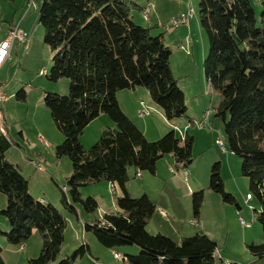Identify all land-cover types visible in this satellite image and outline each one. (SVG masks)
I'll return each instance as SVG.
<instances>
[{
  "label": "trees",
  "instance_id": "1",
  "mask_svg": "<svg viewBox=\"0 0 264 264\" xmlns=\"http://www.w3.org/2000/svg\"><path fill=\"white\" fill-rule=\"evenodd\" d=\"M134 4V0L41 1L38 22L44 30L43 43L52 52L46 77L69 81L66 94H43L51 119L63 135L54 153L69 158L72 173L67 191L86 212H93L98 204L91 196L81 198L80 187L106 181L121 189L120 196L114 194L116 210L84 223V229L106 247L136 245L137 253L122 258L127 264H213L215 240L202 231L178 242L149 233L146 227L156 204L145 193L133 197L125 186L130 167L136 173L155 174L156 163L165 154L172 155L175 170H185L193 160L194 142L187 131L178 136L175 126L149 141L119 105V91L144 87L171 124L185 116L187 109L163 34L151 35L156 24L144 27L133 22L130 5ZM199 17L209 46L203 62L205 78L221 95L215 117L222 122L228 149L241 159V173L260 203L256 218L264 236V7L258 20L250 0H199ZM100 114H106L115 127H104L99 139L85 148L79 135ZM12 145L9 135L0 130V193L6 196L0 215L8 220V229L0 230V235L9 244L23 245L38 231L40 253L26 264H49L60 255L66 219L52 203L32 196L28 179L6 156ZM220 170V161L212 163L209 189L238 208L224 189ZM66 192L61 202L76 212ZM203 197V190L192 192L194 216L199 215ZM246 247L256 259L264 258V241ZM86 253H90L89 245L82 243L56 264H73ZM0 264H5L1 246Z\"/></svg>",
  "mask_w": 264,
  "mask_h": 264
},
{
  "label": "rangeland",
  "instance_id": "2",
  "mask_svg": "<svg viewBox=\"0 0 264 264\" xmlns=\"http://www.w3.org/2000/svg\"><path fill=\"white\" fill-rule=\"evenodd\" d=\"M41 1L33 0V3L29 4L28 0H0V41L7 38L12 27H20L27 34L25 42L14 43L11 59L6 60L0 67V84L2 93L7 97L2 103L6 128L10 129V134L22 147L21 153L25 157L18 156L19 164L22 165L21 169L29 181V191L34 197H42L46 202L52 203L66 219L60 255L49 264H56L60 258L70 254L82 243L89 245L90 253L77 258L73 264H127L121 258L126 254L137 253L136 245L106 247L99 243L92 232L84 229V223H90L101 218L104 213L116 210L114 194L116 192V195L120 196L121 189L116 185L115 191L106 181L80 187L81 198L91 196L98 204L93 212H86L79 202L73 201L67 191V178L72 173L69 158H56L54 153V147L62 142L63 135L51 119L43 101V94L45 91L66 94L69 81L61 78L53 82L46 77L52 66V52L43 43L44 30L38 22V7ZM250 2L257 19L260 20L264 0ZM153 4L151 10L155 7L154 11L158 16L150 10L149 17H153L154 23L146 20L142 12L132 5L130 13L142 19L139 22L138 18H132L137 25L148 27L156 24L157 27L154 26L150 30L151 35L162 33L164 43L171 50V70L184 93L187 108L185 116L171 122L177 126L175 132L178 136L185 131L193 136V160L185 169L186 175L185 170H175L172 167L171 154H165L157 161L155 174L141 170L138 171L139 176L134 168L130 167L126 189L133 197L146 193L156 204L157 210L147 225L149 233H161L178 242L182 237L202 231L217 242L216 264H225L227 259L231 263L264 264V258H254L246 247L249 243L258 244L264 241L262 226L256 218L260 203L250 189L248 178L241 173V159L228 149L222 122L215 117L221 95L212 89L204 74L203 62L208 55L209 46L208 38L200 24L199 0H153ZM182 13L188 17V22L178 27L170 26V19ZM141 90L147 95L138 98L140 107L135 109L136 115L139 111L144 114L139 115L138 119L134 118V121L130 119L141 127L149 141H153L164 133L157 136L158 129L164 130L166 125L171 124L164 114L147 107L148 103L153 102L147 89L141 87ZM17 93L20 94L17 96ZM21 95H24V98L20 97ZM126 100L123 98V105ZM142 100L143 102H140ZM153 106L161 110L157 105ZM97 117L91 120L79 135L85 148L93 145L102 133L103 129H100L103 119ZM20 131L23 132L25 140L21 138ZM39 135L46 145L38 141ZM218 139L222 141L224 148L217 144ZM15 150L14 147L11 152L16 154ZM216 161H220L224 189L236 199L238 208L234 204L224 202L220 194L209 189L210 169ZM37 166L42 169L39 170ZM199 190L204 193L200 208L202 224L192 226V192ZM65 192L76 212H72L61 202ZM247 193L252 195L251 199H247ZM5 205L6 196L0 193V210ZM168 212L173 213L169 219L166 217ZM0 218L8 227V220L2 215ZM240 219H243L244 225ZM0 242L2 245L6 244L2 247L5 264H26L28 258L36 257L40 253L42 246L41 235L36 230L23 243L24 249L22 244L12 245L1 239ZM115 253L120 254L121 258L115 257Z\"/></svg>",
  "mask_w": 264,
  "mask_h": 264
},
{
  "label": "crops",
  "instance_id": "3",
  "mask_svg": "<svg viewBox=\"0 0 264 264\" xmlns=\"http://www.w3.org/2000/svg\"><path fill=\"white\" fill-rule=\"evenodd\" d=\"M145 2V3H144ZM134 7L135 8H137V9H139V11H141V9L143 8V7H145L146 5H147V3H152L153 4V0H140V1H138V0H134ZM140 4V5H139ZM154 5V4H153ZM155 8V7H154ZM154 8L151 10V12H153L154 11ZM133 14V13H132ZM153 14H155L156 16H158L157 14H156V12L154 11L153 12ZM133 18H138L139 19V22H141V18L140 17H138V16H136L135 14H133ZM153 17H149V19H148V21L150 22V23H154V22H152L153 20ZM155 25V24H154ZM151 26H153L152 24H151ZM15 47V45L13 44L12 45V47H11V50H10V57H11V53H12V51H13V48ZM11 59V58H10ZM8 60V59H7ZM3 66V64L2 65H0V67H2ZM0 87H1V89H2V86H1V84H0ZM146 92H144L143 90H141V87H136V88H133V89H125V90H121V91H119L118 93H117V99H118V102H119V105H120V107H121V109L124 111V113L129 117V118H131L133 121L135 120L134 118H136V119H138L140 116L139 115H142V114H144L142 111H139V113H138V115H136V109L135 108H139L140 106H139V102L137 101L138 100V98H140V97H146ZM123 98L124 99H127L126 101H124V105H123ZM140 100V99H139ZM140 102H143V100L142 101H140ZM142 104V103H141ZM147 107H149V108H151V109H155L156 111H157V113H162V115H163V112L161 111V110H159L158 108H156V107H154L153 106V104H150V103H148L147 104ZM134 109H135V111H134ZM161 111V112H160ZM4 111H2V108H1V113H2V120H1V124L3 125V128H4V130H5V132L9 135V137L11 138V140L13 141V145L7 150V152H6V156H7V158H8V160L10 161V162H12L13 164H15L19 169H20V171L22 172V174L24 175V171L21 169V166L22 165H20L19 164V155H21V156H24V154L23 153H21L22 152V150H21V145H20V143L18 142V141H16L13 137H12V135L10 134V129L7 127L6 128V122H5V119H6V115L3 113ZM102 115V114H101ZM101 115H99V117H102V119H103V125H101L102 127H101V129L100 130H102L104 127H111V128H114L115 127V125H114V123L112 122V120L110 119L109 120V118L107 117V116H101ZM106 115V114H105ZM132 116V117H131ZM135 116V117H134ZM98 118V117H97ZM135 124L141 129V127L135 122ZM171 124V123H170ZM174 124L172 123L171 125H166L165 126V129L164 130H162V128L159 130L158 129V131H159V133H157V136H159L160 134H162V132H167L168 130H170L171 128H172V126H173ZM175 127H177L176 125H174ZM144 128H146V130H149L147 127H144ZM145 130V129H144ZM141 131L144 133V131L141 129ZM161 132V133H160ZM163 133V134H164ZM20 136H21V138L23 139V140H25V136H24V134H23V132L22 131H20ZM156 136V135H155ZM38 141L39 142H42L43 144H45L46 145V143H45V141H44V139L41 137V135H39L38 136ZM58 145V144H57ZM15 147V149L17 150H15L16 151V154H14L13 152H11V150L13 149ZM17 148H19V150L17 149ZM55 148V147H54ZM25 157V156H24ZM56 158H59V157H57L56 156ZM28 159V158H27ZM172 161H173V158H172ZM173 167V166H172ZM156 172V171H155ZM24 177H25V175H24ZM26 178V177H25ZM115 191H116V189H115ZM130 193V192H129ZM32 194V193H31ZM115 194H116V192H115ZM146 194V193H145ZM248 194V193H247ZM247 194H246V196H247ZM147 195V194H146ZM32 196H33V194H32ZM35 198H37V197H35ZM39 198H42V197H39ZM150 198V197H149ZM45 202H46V200L44 199V198H42ZM114 202V201H113ZM115 205V204H114ZM157 210V209H156ZM161 212H162V210H161ZM172 214L173 213H170V212H168L167 213V215L168 216H166L168 219H169V217L170 216H172ZM194 216V215H193ZM201 215H200V212H199V215L198 216H194V218H193V220L191 221V225L192 226H200L201 224H202V220H201ZM195 220V221H194ZM149 223V222H148ZM148 225V224H147ZM147 229H148V226L146 227ZM8 229V227H6V222H2V219L0 218V230H7ZM0 239H1V241H6L5 240V238L3 237V236H1L0 235ZM7 243V242H6ZM9 244V243H8ZM0 245H1V247H5L6 246V244H4L3 243V245L1 244V242H0ZM24 244L22 245V248L24 249ZM217 252H216V256H217ZM255 258V257H254ZM225 264H230L231 262L227 259V260H225V262H224ZM213 264H216L215 263V259H214V262H213Z\"/></svg>",
  "mask_w": 264,
  "mask_h": 264
},
{
  "label": "built area",
  "instance_id": "4",
  "mask_svg": "<svg viewBox=\"0 0 264 264\" xmlns=\"http://www.w3.org/2000/svg\"><path fill=\"white\" fill-rule=\"evenodd\" d=\"M28 3H33V0H28ZM152 8V3H149V6H147V11H142L143 14L146 15L147 20L149 19V13ZM191 16V14H189ZM188 22V17L185 16L183 13L181 15H177L170 19L169 25L172 27H178L179 25L186 24ZM27 34L26 32L22 31L20 27H12V29L9 32V35L6 39L2 40L0 43V65H2L7 59H10V50L12 45L17 42L18 44L23 43L26 41ZM7 99L6 95L2 93L0 88V130L4 131L1 126V120H2V103ZM217 144L224 148L223 143L220 139L217 140ZM39 170H41V166H37ZM136 175L140 176V173H136ZM63 189L65 190V187L63 186ZM242 224H245L242 219ZM120 255V254H119Z\"/></svg>",
  "mask_w": 264,
  "mask_h": 264
},
{
  "label": "bare ground",
  "instance_id": "5",
  "mask_svg": "<svg viewBox=\"0 0 264 264\" xmlns=\"http://www.w3.org/2000/svg\"><path fill=\"white\" fill-rule=\"evenodd\" d=\"M147 6H149V3L147 4ZM147 6H145V8H143V11H147ZM143 16H144V18L147 20L146 15L143 14ZM0 43H1V41H0ZM185 175H186V170H185ZM110 188H114V189H115V186H114V185H111ZM247 199H251V194H247ZM194 221H195V220H194ZM240 222H241V224H242V219H240ZM242 225H244V224H242ZM115 257H117V258H121V255H119L118 253H115ZM121 259H122V258H121Z\"/></svg>",
  "mask_w": 264,
  "mask_h": 264
}]
</instances>
